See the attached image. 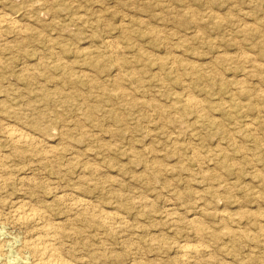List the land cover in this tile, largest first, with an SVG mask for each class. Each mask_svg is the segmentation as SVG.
<instances>
[{
  "label": "rangeland",
  "instance_id": "374dc122",
  "mask_svg": "<svg viewBox=\"0 0 264 264\" xmlns=\"http://www.w3.org/2000/svg\"><path fill=\"white\" fill-rule=\"evenodd\" d=\"M48 223L72 264H264V0H0L3 258Z\"/></svg>",
  "mask_w": 264,
  "mask_h": 264
},
{
  "label": "bare ground",
  "instance_id": "6f19581e",
  "mask_svg": "<svg viewBox=\"0 0 264 264\" xmlns=\"http://www.w3.org/2000/svg\"><path fill=\"white\" fill-rule=\"evenodd\" d=\"M190 104L192 105L193 102ZM9 133H10L9 136L11 137V139L13 141L20 142V143L22 142V144H23V141L26 139V138H24V136L21 133L16 132V130L9 132ZM24 210H25V208H24ZM17 211H19V210H17ZM19 213H20V211H19ZM19 213L17 215H19ZM39 219H40V214L37 211H34L30 214H26V213L22 214L21 213L18 216V221L22 222L24 224L36 222ZM55 229L56 228L54 225L48 223L47 225H45L41 229V231L45 234V236H40L39 238L33 239L32 241H28L27 239L23 238L22 241H20L21 243H19L21 245H19L17 247V251H16L17 256H19V258H13V259L10 258L8 260L3 258L5 256V243L6 242H5V239L1 238L2 237L1 236L2 234H1L0 235V264H72L71 262L63 259L62 257H60L58 255V252H57V250L54 246V243H53L54 239H56V238L51 236L52 234H54ZM11 246H13V245H11ZM183 249H185V251H186V249H187V251H189L188 250L189 248L187 246L186 247L184 246Z\"/></svg>",
  "mask_w": 264,
  "mask_h": 264
}]
</instances>
